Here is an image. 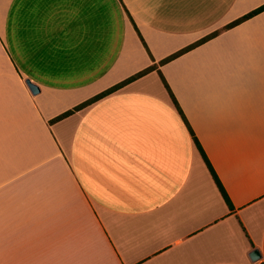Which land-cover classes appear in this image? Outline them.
I'll use <instances>...</instances> for the list:
<instances>
[{
	"label": "crops",
	"instance_id": "crops-1",
	"mask_svg": "<svg viewBox=\"0 0 264 264\" xmlns=\"http://www.w3.org/2000/svg\"><path fill=\"white\" fill-rule=\"evenodd\" d=\"M262 5L0 0V264H264Z\"/></svg>",
	"mask_w": 264,
	"mask_h": 264
},
{
	"label": "trees",
	"instance_id": "trees-1",
	"mask_svg": "<svg viewBox=\"0 0 264 264\" xmlns=\"http://www.w3.org/2000/svg\"><path fill=\"white\" fill-rule=\"evenodd\" d=\"M263 10H264V5H262V6H260L259 8H257V9H255V10L251 11L250 13L244 15L243 17H241V18H239V19L233 21L232 23H230V24L227 25L226 27H231V26H233V25H235V24L241 22L242 20H244V19H246V18H249V17H251V16H254V15L258 14L259 12H261V11H263ZM216 34H217V31L214 32V33H212V34H210V35H208V36H206V37H204V38L201 39L200 41H198V42H196V43H194V44H192V45H190V46H188V47H186V48H184V49H182V50H180V51H178V52H176V53H174V54H172V55H170V56H168V57H166L165 59L161 60V63H165V62H167V61H169V60H171V59L177 57L178 55H180L181 53L185 52L186 50H188V49H190V48L196 46L197 44H199V43H201V42H203V41H205V40H207V39L213 37V36L216 35ZM155 67H156L155 64H153V65L147 67L146 69H144V70H142V71L136 73L135 75H133V76H131V77L125 79L124 81H122V82H120V83H118V84H116V85H114V86H112V87L106 89L105 91H103V92H101V93L95 95L94 97H92V98H90V99L84 101L83 103L77 105V106L74 107L73 109L68 110V111L62 113L61 115H59V116H57L56 118H54V119L52 120V122H53V121H58V120H60V119H62V118H64V117L70 115V114L73 113L75 110L81 109V108H83V107H85V106H87V105H89V104H91V103H93V102L99 100L100 98L109 95L110 93L116 91V90L119 89L120 87H122V86L128 84L129 82L135 80L136 78H139V77L143 76L144 74L148 73L149 71L153 70ZM162 77H163V76H162ZM163 81H164L165 86L168 88V90H169V92H170V94H171V97H172V99H173V102L175 103V105H176V107L179 109V111L182 113V110H181V108H180V105H179V103H178L176 97H175L174 94L172 93V91H171V89H170V87H169V85H168V83H167V81H166V79H165L164 77H163ZM192 134H193L194 140H195V142H196L198 148L200 149V151H201V153H202V156H203L204 160L206 161V164H207V166H208V168H209V170H210V172H211V174H212V177L214 178V180H215L216 184L218 185V187H219L221 193L223 194V196H224V198H225V200H226L228 206H229L230 209H232V210L235 209V207H234V205H233V203H232V201H231V199H230V197H229V195H228L226 189L224 188V186H223V184H222L220 178L218 177V175H217V173H216V171H215V169H214L212 163L210 162L208 156L206 155V153H205L203 147L201 146V144L199 143L197 137L194 135L193 132H192Z\"/></svg>",
	"mask_w": 264,
	"mask_h": 264
},
{
	"label": "water",
	"instance_id": "water-1",
	"mask_svg": "<svg viewBox=\"0 0 264 264\" xmlns=\"http://www.w3.org/2000/svg\"><path fill=\"white\" fill-rule=\"evenodd\" d=\"M27 83L32 90L33 93H38L40 91V88L35 83L31 82L30 79H27ZM250 257L253 261H257L262 257V254L258 248H255L251 251Z\"/></svg>",
	"mask_w": 264,
	"mask_h": 264
}]
</instances>
